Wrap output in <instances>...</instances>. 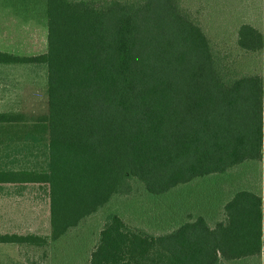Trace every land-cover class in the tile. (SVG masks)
Masks as SVG:
<instances>
[{"label":"trees","instance_id":"trees-1","mask_svg":"<svg viewBox=\"0 0 264 264\" xmlns=\"http://www.w3.org/2000/svg\"><path fill=\"white\" fill-rule=\"evenodd\" d=\"M189 4L46 0V52H0V66L47 70L46 114L0 112V185H46L50 224L46 237L0 234V245L47 246L116 196L142 188L159 197L217 174L240 182L219 220L189 215L154 235L109 213L86 264L264 259V196L254 184L264 168V67L244 69L263 54V37L236 27L234 54L207 35L208 4Z\"/></svg>","mask_w":264,"mask_h":264},{"label":"rangeland","instance_id":"rangeland-1","mask_svg":"<svg viewBox=\"0 0 264 264\" xmlns=\"http://www.w3.org/2000/svg\"><path fill=\"white\" fill-rule=\"evenodd\" d=\"M189 1L191 10L208 4L201 17L205 20L204 29L207 35L219 41L220 47L237 54L239 50L232 42L236 27L240 25L252 26L264 42V0ZM45 2L0 0V52L15 56H36L46 52ZM259 64L264 67V49L255 62L246 59L244 69L257 72ZM47 102V70L44 66H0V112L40 116L47 113ZM247 165L243 163L239 170ZM236 182L233 175L227 178L214 174L180 185L159 197L145 193L142 188L135 189L129 198L114 197L77 230L47 246L0 245V264H86L109 213L117 214L131 227L154 235L172 231L189 215L202 216L211 222L219 220L223 204L238 188L240 182ZM254 184H261V195L264 196V168L261 167V180L259 178L257 183L254 180ZM0 234L42 237L50 234L46 185H0ZM245 264H264V259Z\"/></svg>","mask_w":264,"mask_h":264},{"label":"crops","instance_id":"crops-1","mask_svg":"<svg viewBox=\"0 0 264 264\" xmlns=\"http://www.w3.org/2000/svg\"><path fill=\"white\" fill-rule=\"evenodd\" d=\"M47 31V30H46ZM3 53H5V52H3Z\"/></svg>","mask_w":264,"mask_h":264}]
</instances>
